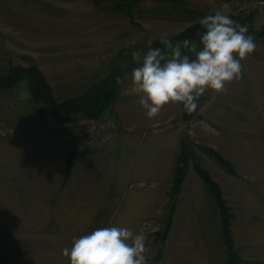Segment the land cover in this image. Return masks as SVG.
Returning a JSON list of instances; mask_svg holds the SVG:
<instances>
[{"label": "rangeland", "instance_id": "rangeland-1", "mask_svg": "<svg viewBox=\"0 0 264 264\" xmlns=\"http://www.w3.org/2000/svg\"><path fill=\"white\" fill-rule=\"evenodd\" d=\"M223 5L236 16L228 0H0V67H38L56 100L79 95L113 66L129 68L117 100L97 119L53 115L30 100L25 80L0 92V239L7 231L0 264H69L62 249L105 226L143 231L148 264L160 250L166 264H225L218 225L196 234L186 214L188 197L199 206L203 197L212 200L193 159L232 209L240 264H264V41L255 40V51L241 62L242 79L226 94L206 91L199 117L189 121L182 104L171 103L147 118L128 89L140 65L133 51L143 57L162 33L171 40ZM252 24H264L261 12ZM162 53L168 59L171 50ZM182 144L192 152L177 198L184 213L174 212L177 236L160 241Z\"/></svg>", "mask_w": 264, "mask_h": 264}, {"label": "clouds", "instance_id": "clouds-1", "mask_svg": "<svg viewBox=\"0 0 264 264\" xmlns=\"http://www.w3.org/2000/svg\"><path fill=\"white\" fill-rule=\"evenodd\" d=\"M228 5L215 10L201 20L203 32L199 45L186 39L173 46L168 33L161 34V43L171 50L170 58L159 48H151L141 57L130 73L129 94L138 97V105L149 119L155 118L168 104H182L188 113L198 108L197 101L209 89L226 94L227 86L243 77L241 63L256 49L248 29L228 14ZM194 54L191 58L181 49ZM117 83H122L117 80ZM147 236L122 226L98 227L88 234L74 237L71 247L62 249L69 264H148Z\"/></svg>", "mask_w": 264, "mask_h": 264}, {"label": "trees", "instance_id": "trees-1", "mask_svg": "<svg viewBox=\"0 0 264 264\" xmlns=\"http://www.w3.org/2000/svg\"><path fill=\"white\" fill-rule=\"evenodd\" d=\"M254 14L256 13H251L246 16H234L229 14V16L240 25L247 27L248 32L246 33V35L253 36L254 40L264 41V24L259 29H255L252 24ZM262 14L264 16V12ZM204 17L205 16H203L201 20ZM201 20L188 26L184 31L174 36L171 40H169L170 43L175 46L178 43L182 44L186 39H189L191 41L197 40L199 42V36L203 32ZM149 47L159 48L161 49V51L166 49V46L161 43V41H157ZM147 50L148 48H146V51ZM181 51L182 54H187L191 58H195L194 54L189 53L186 49L182 48ZM128 69L129 68L123 70L121 69V67L113 66L104 77L93 82L79 95L62 101H58L53 95L50 84L38 67L33 65L24 66L21 64L9 65L7 67H0V92L10 90L11 88L15 87L17 82H19L20 80H25L30 100L36 104H39L41 108L51 112L53 115L58 116L59 118H67L70 115H82L89 119H97L103 111L109 110L112 104L117 100L118 93L121 89V84L124 83V75H127ZM118 79L121 80L122 83H117ZM200 100L201 97L197 101L198 108L193 113H188L182 105V118L185 121H189L194 117H199L198 109ZM190 152L191 150H188V148L182 144L180 150L181 165L176 170L173 177L172 189L170 191L171 198L169 200L170 203L167 216L162 228L157 232V237L160 238V241H164L169 233L173 219V213L177 203V198L180 194V186L182 184L183 178L185 177L187 168L185 160H188L189 157H191V155L189 154H192V152ZM215 157L217 158L218 162L222 163L226 167H231L230 170L232 171V166L230 163L224 161L216 153ZM71 159L72 155H69L64 164L63 170L65 178H68V175L70 173ZM193 169L201 178L207 193L212 197L213 201L216 204L219 214L223 242L225 246V264H240L241 257L234 248L232 239L231 222L234 216L232 209L224 199L219 186L201 168L200 163L194 159ZM6 234L7 231L2 228L0 249L4 248V242L7 240L5 238ZM161 257L162 252L160 250L155 255L152 264H158Z\"/></svg>", "mask_w": 264, "mask_h": 264}, {"label": "crops", "instance_id": "crops-1", "mask_svg": "<svg viewBox=\"0 0 264 264\" xmlns=\"http://www.w3.org/2000/svg\"><path fill=\"white\" fill-rule=\"evenodd\" d=\"M18 149H19V151L21 150L20 147H18ZM8 153L9 152H7V154ZM19 154L22 156L21 152H19ZM25 155H26V153H25ZM8 158L9 157H7V155H6L5 160L3 159V161L4 162L7 161L6 163L10 164V160ZM22 162H23L22 163L23 166L25 167L24 170L27 169V162H25L24 160ZM28 165H29V168H30V164L29 163H28ZM5 167L7 169L9 166H5ZM63 169H64V167H63ZM24 174L26 175V172H24ZM33 180H35V179H33ZM188 198H189L190 201H188V204H185L184 206L187 207L186 208V214H191L192 215L191 218L195 219L191 223V226L194 227V229L196 231V234H201V232H203V234L205 233L207 235L209 233V228H213L214 227L215 229H217V225H218V231L217 232L221 234V241L223 242V237H222V232H221V225H220V220H219V214H218V210H217L216 204L213 201V199L212 200L211 199L208 200L206 197H203L204 198L203 199V206H199V204H197L196 202H194L193 200L190 199L191 196L188 197ZM183 201H181V202H183ZM177 203H178V199H177ZM177 203H176V207H175L174 212L178 211V214L181 215L184 212H183V210H180V209L178 210V204ZM187 209H188V211H187ZM207 210L211 211L210 212V217H213V219L210 220V221L208 220L209 217H207V213H208ZM142 221L143 220L141 218L140 223ZM175 223L177 224L178 221H176V219H174V213H173V219H172L171 227H170V230H169V237L168 238H170V236H173V237L177 236L176 233H173V231H172V229L176 226ZM184 224L185 225H182V227L183 226L186 227L187 222L184 223ZM201 225H202V227H201ZM171 234H173V235H171ZM206 237L207 236L204 237L205 238L204 243H209L208 241H206ZM179 238H181V237H179ZM194 244H196V243H194ZM192 252L195 253L194 251H191V253ZM205 253L210 256V253L208 252L207 248H205ZM161 259H162V261H161L160 264H166V263H162L163 262V256H162ZM225 260H226V254H225Z\"/></svg>", "mask_w": 264, "mask_h": 264}, {"label": "built area", "instance_id": "built-area-1", "mask_svg": "<svg viewBox=\"0 0 264 264\" xmlns=\"http://www.w3.org/2000/svg\"><path fill=\"white\" fill-rule=\"evenodd\" d=\"M228 3L235 9L236 16L264 12V0H228Z\"/></svg>", "mask_w": 264, "mask_h": 264}]
</instances>
